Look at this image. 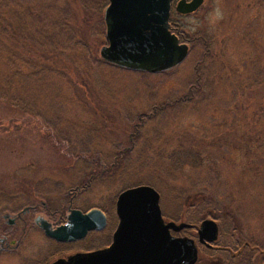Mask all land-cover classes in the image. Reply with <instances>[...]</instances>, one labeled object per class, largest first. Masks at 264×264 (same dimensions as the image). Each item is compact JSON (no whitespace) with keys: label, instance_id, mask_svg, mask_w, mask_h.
Masks as SVG:
<instances>
[{"label":"rangeland","instance_id":"obj_1","mask_svg":"<svg viewBox=\"0 0 264 264\" xmlns=\"http://www.w3.org/2000/svg\"><path fill=\"white\" fill-rule=\"evenodd\" d=\"M105 2L0 0V190L26 162L18 181L43 194L53 187L43 178L72 188L99 171L83 194L90 202L147 184L167 207L193 199L197 218L228 212L246 237L264 239V0H202L193 13H171L189 49L159 73L99 57ZM201 61L222 78L198 80ZM251 75L256 84L231 96L234 82ZM189 144L203 159L179 167L172 157ZM10 201L0 198V212ZM6 232L18 235L0 216ZM26 238L0 252V264L36 261L46 245Z\"/></svg>","mask_w":264,"mask_h":264},{"label":"water","instance_id":"obj_2","mask_svg":"<svg viewBox=\"0 0 264 264\" xmlns=\"http://www.w3.org/2000/svg\"><path fill=\"white\" fill-rule=\"evenodd\" d=\"M171 0H107L102 12L105 44L99 57L128 70L160 72L179 64L187 55V45L169 30ZM202 0H177L175 12H194ZM156 190L147 184L121 190L116 198L118 223L111 244L103 249L76 253L51 264H191L193 248L186 238H170L171 224L160 223ZM103 215L92 209L72 211L65 224L51 231L42 223L47 236L57 240L81 237L86 230L103 225ZM160 226V229H158ZM215 223L205 219L199 234L215 237Z\"/></svg>","mask_w":264,"mask_h":264},{"label":"flooded vegetation","instance_id":"obj_3","mask_svg":"<svg viewBox=\"0 0 264 264\" xmlns=\"http://www.w3.org/2000/svg\"><path fill=\"white\" fill-rule=\"evenodd\" d=\"M175 1L176 0H173L171 2L172 3L171 6H174ZM171 6L169 9V20H170V14L172 13V11H174V8H172ZM177 15H187V14H177ZM175 24L177 25V23ZM176 25H175L176 30L180 32L179 27L178 26L176 27ZM181 42L187 44V47L189 49L187 41H181ZM56 164H57V168H61V169L67 168L61 163H56ZM95 165L96 164H94L92 170L97 169ZM19 166H23V167H19L21 169H18L15 173H17L18 171H19L18 173H21L22 170L31 167L32 162H26L24 163V165H19ZM98 173L99 171L90 173V175L85 179V181H82L80 184H76L72 188L67 186V183L64 181V178H57V177L43 178L42 180L51 181L53 185V187L47 189L48 191L46 194L48 196L46 194L44 195L43 193H41L40 190H38L37 187L34 185V183L29 184L30 188L26 189L25 185L27 184H25L23 180L19 179L18 181V177L16 176V174L14 175L12 173H9L8 179L10 178L11 183L9 182L10 185H5L0 190V198L7 201L14 199L16 200L21 199L27 201V203L24 204L20 203L17 205V204H13V202L10 201L12 203L9 204V208L4 207L1 209L2 212L0 216L3 219L4 225L8 227H13L15 229V232L18 233V235L15 238H13V236H11L12 232L10 233L6 232L5 234L0 233V252L16 251L20 245L21 240H23L24 237H26L27 234H29V231L31 233H34V236L39 237L46 245L43 249H41V254H39L38 256L39 258L36 261H33L32 264H44V263L51 264L52 262H54L55 260H59L60 258L61 259L63 258L62 260H66L67 257L78 253L79 249H80L79 253L80 252L87 253V252L103 249L106 247V245L108 247L112 242V235L114 232L113 230H115L118 223V216L115 207H116V198L119 192L116 193L115 195H104V196L98 195L97 197L98 203L90 202L87 195L83 196V194L86 192L87 188L91 184V179ZM57 185H59L60 187H57ZM65 185L66 188L61 187ZM179 196L180 195H178L177 197ZM157 197H158L157 207L160 206L158 207V210H159L161 225L165 226L168 223L171 224L166 229L168 236L171 239L186 238L190 241L189 249L193 248V253H194L193 261L191 264H264V239L259 237H246V235L240 230L239 226L229 224V222L233 223V220L227 218L230 216L228 212L223 214V218L222 216L219 218L217 214L205 212L203 217L199 219L195 216L196 215L195 212H197L196 210L200 205L198 204V202L193 203L192 202L193 199H191L192 201L190 203L185 202L184 206L180 203L179 204L175 203L174 205L175 207L173 208L172 204H169L168 207L165 204H161L159 193ZM71 204H73L74 206ZM97 205L98 207H96ZM92 209L96 210L97 215H99V213L103 215L104 223L99 228L86 230L85 233L79 238L72 240H57L53 237L47 236L41 227V224L44 223L47 225L49 230L53 231L66 223L67 218L72 211H76L83 214ZM160 210L162 211L161 213ZM173 210L174 213L171 214L170 211L172 212ZM221 218L223 219V224L222 221L220 220ZM205 219H210L212 221L214 220L213 222L215 223V227H216L215 237L211 241L207 240L205 238V235L199 234L200 223ZM112 227H114V229ZM158 229H160V226ZM169 229H171L172 233L170 232ZM180 230H182V232ZM186 234H188L187 237ZM88 240L94 242L92 243L91 241ZM104 240L105 242H102ZM66 242L68 245L65 244ZM84 242L87 244V246ZM70 243L72 245H70ZM102 244L103 245L105 244L104 245L105 247L100 246ZM92 245L94 246L95 249L92 248L93 247ZM62 247H64L65 249L67 248L66 250L69 251L68 252L65 251L64 248L62 249ZM72 247L77 250H74ZM51 248H54L52 249L53 251L51 250ZM81 249L83 250L81 251ZM60 250H63L61 254L58 253L61 252Z\"/></svg>","mask_w":264,"mask_h":264},{"label":"trees","instance_id":"obj_4","mask_svg":"<svg viewBox=\"0 0 264 264\" xmlns=\"http://www.w3.org/2000/svg\"><path fill=\"white\" fill-rule=\"evenodd\" d=\"M105 4H106V2H105ZM172 13H173L174 16H177V14L174 11ZM5 25L6 24L4 23L2 18H0V32L3 31V27L4 28L6 27ZM169 25H170V31L177 36L179 41H183L182 33L176 30V28H175L176 24L171 19L169 20ZM176 27H177V25H176ZM1 44H2V39L0 38V49H1V46H2ZM200 63L201 64H199L200 68H199V73H198V80L202 81L203 83H206V82L209 81V79L210 80L212 79V78H210V76L213 77V79L214 78H218V79L222 78L220 73H218V72L214 73V71L211 68V66L205 65V63L202 62V61ZM210 69H211V72L209 71ZM231 77L234 79L235 76L231 75ZM254 78H256V77H254L253 75L246 77V79H244V81H245L244 85L240 84L241 81L234 82V83H236V85H234L231 88L230 95L234 96V94H236V92H238L240 90H244L247 87H249V86H247V82L248 81H250V83H248V84H256V80ZM208 87L205 84V86L202 85V87L200 89L203 90V91H206V90L209 91L210 88H208ZM190 89H191V87L189 88L188 91H190ZM189 99H190V96H187V100L186 101L187 102L190 101ZM234 121H235L234 119H230V123H231L230 125H232V123H234ZM224 123H226V121L224 119H222L220 125H224ZM248 144H249V146H251L253 144L250 141V139H247L245 141V145H248ZM196 145L197 144H195V145L189 144L188 146L184 147L185 149L179 150L180 151V155H178L177 158H174V156H173L172 157L173 161L175 159V162H176V164L179 167L181 165H185V164H187L189 166H196L197 167L199 165V163L202 161L203 157L201 155V152H200L198 146H196ZM261 145L264 146V143H261ZM216 208L217 207L215 206L214 209H216Z\"/></svg>","mask_w":264,"mask_h":264},{"label":"bare ground","instance_id":"obj_5","mask_svg":"<svg viewBox=\"0 0 264 264\" xmlns=\"http://www.w3.org/2000/svg\"><path fill=\"white\" fill-rule=\"evenodd\" d=\"M171 5H172V3H171ZM171 7L173 8V6H171ZM197 10H198V9H197ZM172 12H173V11H172ZM158 73H159V72H158ZM156 74H157V73H156ZM8 92H9V91H8ZM19 169H20V168H19ZM77 187H78V185H77ZM77 187H76V189H77ZM81 187H82V186H81ZM78 190H79V189H78ZM78 190H77V191H78ZM7 193H8V192H7ZM51 194H52V193H51ZM81 194H82V193H81ZM44 195H45V194H44ZM46 195H47V194H46ZM47 196H48V195H47ZM49 196H50V195H49ZM65 196H66V195H65ZM65 198H66V197H65ZM67 198H68V197H67ZM69 198H70V197H69ZM72 198H73V197H72ZM76 198H77V197H76ZM114 199H115V198H114ZM114 199H113V200H114ZM74 200H75V197H74ZM61 201H62V200H61ZM71 201H72V200H71ZM114 201H115V200H114ZM68 202H69V201H68ZM68 202H67V203H68ZM74 202H76V201H74ZM70 203H73V202H70ZM63 204H64V202H63ZM63 204H62V205H63ZM74 204H75V203H74ZM114 204H115V203H114ZM71 205H73V204H71ZM22 206H23V205H22ZM57 206H58V205H57ZM67 206H68V205H67ZM73 206H74V205H73ZM92 207H93V206H92ZM96 207H98V205H97ZM158 207H160V206H158ZM115 208H116V207H115ZM161 209H162V208H161ZM64 210H65V208H64ZM115 210H116V209H115ZM1 211H2V210H1ZM161 212H162V211L160 210V213H161ZM0 213H1V212H0ZM163 215H164V214H163ZM213 221H214V220H213ZM171 222H172V221H171ZM112 223H113V222H112ZM114 223H115V222H114ZM174 224H175V223H174ZM109 226H110V225H109ZM176 226H177V225H176ZM112 228L114 229V227H112ZM169 230H170V232H171V229H169ZM113 231H114V230H113ZM180 231L182 232V230H180ZM180 231H179V232H180ZM183 231H184V230H183ZM87 232H88V231H87ZM179 232H177V233H179ZM29 233H30V231H29ZM171 233H172V232H171ZM174 233H175V232H174ZM86 235H87V234H86ZM187 235H188V234H186V237H187ZM27 236H28V234H27ZM27 236H26V237H27ZM26 237H25V238H26ZM190 237H191V236H190ZM85 238H86V236H85ZM85 238H83V239H85ZM26 239H27V238H26ZM89 239H90V238H89ZM91 239H94V238H91ZM194 239H195V238H194ZM25 241H26V240H25ZM88 241H91V240H88ZM78 242H79V240H78ZM91 242L93 243L94 241H91ZM102 242H105V240L102 241ZM57 243H58V242H57ZM61 243H63V242H61ZM61 243H59V244H61ZM68 243H69V242H68ZM72 243H73V242H72ZM74 243H76V242H74ZM84 243H85V242H84ZM22 244H23V242H22ZM65 244H67V242H66ZM65 244H63V245H65ZM85 244H86V243H85ZM89 244H90V243H89ZM94 244H95V243H94ZM51 245H52V244H51ZM63 245H62V246H63ZM67 245H68V244H67ZM70 245H72V244L70 243ZM82 245H83V244H82ZM104 245H105V244H104ZM104 245L102 244V245H100V246H104ZM21 246H22V245H21ZM86 246H87V244H86ZM92 246H93V245H92ZM92 246H91V247H92ZM69 247H71V246H69ZM69 247H68V248H69ZM80 247H81V246H80ZM96 247H97V246H96ZM104 247H105V246H104ZM106 247H107V245H106ZM106 247H105V248H106ZM240 247H241V246H240ZM19 248H20V247H19ZM57 248H58V247H57ZM59 248H61V247H59ZM63 248H64V247H62V249H63ZM72 248H73V247H72ZM72 248H71V249H72ZM76 248H77V247H76ZM92 248L95 249L94 246H93ZM101 248H102V247H101ZM52 249H54V248H51V250H52ZM64 249H65V248H64ZM66 249H67V248H66ZM66 249H65V251L68 252L69 250H66ZM69 249H70V248H69ZM73 249H74V248H73ZM78 249H79V248H78ZM86 249H87V248H86ZM251 249H252V248H251ZM17 250H18V249H17ZM17 250H16V251H17ZM51 250H50V251H51ZM57 250H58V249H57ZM74 250H77V249H74ZM82 250H83V249H81V251H82ZM89 250H90V249H89ZM52 251H53V250H52ZM60 251H61V252H58L59 254H61L63 250H60ZM65 251H64V253H65ZM79 251H80V249L78 250V253H79ZM54 252H55V251H54ZM225 252H226V251H225ZM80 253H82V252H80ZM51 254H52V252H51ZM51 254H50V256H51ZM53 254H54V253H53ZM254 254H255V253H254ZM57 255H58V254H57ZM54 256H55V255H54ZM228 257H229V254H228ZM48 258H50V257H48ZM60 259H61V258H60ZM62 259H63V258H62ZM221 259H222V258H221ZM252 259H254V258H252ZM45 260H47V259H45ZM251 261H252V260H251ZM46 263H47V262H46ZM52 263H53V262H52ZM225 263H226V262H225ZM44 264H45V263H44Z\"/></svg>","mask_w":264,"mask_h":264}]
</instances>
